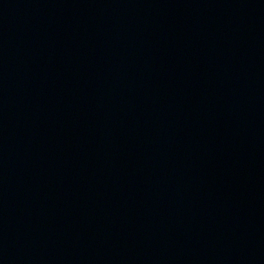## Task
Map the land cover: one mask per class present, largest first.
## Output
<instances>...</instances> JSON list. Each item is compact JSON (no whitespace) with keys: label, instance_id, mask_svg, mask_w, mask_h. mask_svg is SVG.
Listing matches in <instances>:
<instances>
[{"label":"water","instance_id":"water-1","mask_svg":"<svg viewBox=\"0 0 264 264\" xmlns=\"http://www.w3.org/2000/svg\"><path fill=\"white\" fill-rule=\"evenodd\" d=\"M0 264H264V0H0Z\"/></svg>","mask_w":264,"mask_h":264}]
</instances>
